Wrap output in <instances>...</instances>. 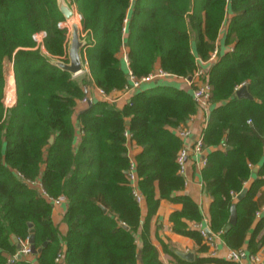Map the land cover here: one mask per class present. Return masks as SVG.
Listing matches in <instances>:
<instances>
[{"label": "trees", "instance_id": "1", "mask_svg": "<svg viewBox=\"0 0 264 264\" xmlns=\"http://www.w3.org/2000/svg\"><path fill=\"white\" fill-rule=\"evenodd\" d=\"M66 1L88 37L82 53L89 73L79 79L59 65L70 62L59 0H0V264L17 251L13 236L24 240L31 228L42 251L11 264H59L63 247L60 264H164L151 235L162 200L182 204L170 216L173 231L195 240L200 252L209 249L189 224L199 222L201 212L182 193L177 161L183 142L176 130L200 108L195 85L158 80L123 107L107 99L79 106L92 83L109 96L122 91L129 69L137 77L158 68L194 76L196 55L210 58L227 20L225 42L232 49L220 52L209 69L214 107L203 133L206 147L216 149L203 179L212 197L211 229L229 248L257 252L264 244V216L256 217L264 206V0ZM41 31L47 32L44 49L32 38ZM6 80L8 99L15 86L12 107L5 105ZM243 85L253 99L236 95ZM131 143L140 147L133 157ZM133 161L142 203L131 181ZM35 180L49 195L66 196L65 235L52 203L29 183ZM233 204L237 223L224 231ZM171 252L186 264H237L209 256L188 262Z\"/></svg>", "mask_w": 264, "mask_h": 264}, {"label": "crops", "instance_id": "2", "mask_svg": "<svg viewBox=\"0 0 264 264\" xmlns=\"http://www.w3.org/2000/svg\"><path fill=\"white\" fill-rule=\"evenodd\" d=\"M228 20L225 22L223 25V28L221 30V33L219 35V38L217 40V46L215 49H218L219 52H226L229 49H232L231 44H227L225 42L226 40V30L228 26ZM196 57H200L199 55H196ZM204 60V59H203ZM212 64L210 63H205L203 66L206 70H209ZM11 65H8L5 70V79H6V71ZM12 67V66H11ZM12 71V68L8 70L10 73ZM86 73H89V69L86 71ZM14 78V74H13ZM160 80H166L169 82H174L178 84L180 87L184 88H191L190 85H188L186 82H184L180 78L176 79H160ZM147 86V85H146ZM87 96L91 100V102L105 99L103 95L101 94L99 88L94 84H90L87 88ZM7 80H6V98H5V104L9 102V99L7 97ZM134 92L130 94H124L123 91H119L115 93L114 95H111L112 99L114 100V103L118 107H123L125 103L130 99V97L133 95ZM12 99L14 100L13 105L15 103V86H14V91L12 94ZM90 103H84L81 101V104L79 106V110L86 108ZM214 105L211 103L209 109H203L199 108L198 112L194 114L188 121L189 127L194 132V138L200 135L205 130V126H207L208 120L210 118L211 111L213 109ZM80 135V133H79ZM80 139V136H79ZM216 149V147H207L205 150L204 157H208V155L211 153L212 150ZM140 150V147H137L134 144H130V155L131 157L135 156V154ZM206 165L202 162L201 157H198L195 153H192L188 160H187V170H186V176L185 181V187L182 191L184 194H188L192 196L199 204L200 212H201V220L199 222H190L189 224L200 230L201 227H209L210 226V206L212 202V197L209 193V191L206 189L205 184H204V179H203V170ZM260 166H256L254 168V172L256 173L259 170ZM248 189V188H247ZM264 197V186L262 187L260 193ZM66 206L67 204H64L63 206H53V219L55 223L58 225L59 230L62 235H65L67 232V225L64 222V214L66 211ZM182 208V204L178 202H171L168 200H162L159 210L157 214L153 217L152 222H151V235H152V240L154 241V244L157 246L160 252V257L164 264H186L180 262L173 254L171 251L175 252L177 255H179V252H193L195 254V259L196 260L197 256H209V257H214V258H225V253L227 249L229 248L227 244L225 243V240L223 238V235L219 236L218 238V243L220 246V251L217 255H212L210 248L206 252H200L199 251V245L193 240L192 238L179 235L173 231L172 228V222L170 220L171 214L176 211L180 210ZM142 211L144 215L147 213V207L146 205H143ZM260 213L256 215L257 220L262 218L264 216V206L259 209ZM211 231H213L211 229ZM214 232V231H213ZM219 233V232H217ZM264 235V228L260 232L259 237H262ZM63 244L65 243V240L62 238ZM206 242V241H205ZM166 248L168 250H166ZM242 248H245L246 250L247 247L244 246ZM248 252H250L248 250ZM251 253V252H250ZM254 254H259L263 258L264 262V244L260 245L259 250L255 252ZM180 256V255H179ZM183 260L188 261V262H193L190 260H187L180 256ZM232 262V261H230ZM234 262V261H233ZM139 264H142V262H139ZM206 264H215V263H206ZM232 264V263H230ZM237 264H251V261L249 259H245L241 262H237Z\"/></svg>", "mask_w": 264, "mask_h": 264}, {"label": "built area", "instance_id": "3", "mask_svg": "<svg viewBox=\"0 0 264 264\" xmlns=\"http://www.w3.org/2000/svg\"><path fill=\"white\" fill-rule=\"evenodd\" d=\"M80 15V14H79ZM81 19V18H80ZM60 27H65L64 22L59 23ZM47 36L46 31H41L38 33H34L32 35V38L35 42H37L38 45H41L42 48L44 49V40L45 37ZM84 34H82V37ZM219 50L215 49L212 53L209 59L203 60L199 57H196V62H197V68L195 70L194 76L192 80H190L187 77H177V75H174L172 73L166 72L162 68H158L155 71L151 72L148 75L142 76V77H137L136 75L133 74L132 70H128V78H129V83L125 86V88L122 90L124 94H130L132 92H136L139 89H142L144 86L154 82L158 81L160 79H176L180 78L184 82H186L188 85L193 86L195 85V88L193 90V96L195 101L198 103V106L203 108V109H209L211 105V94H212V85L209 81V70H206L204 68L205 63H214L218 59L219 56ZM125 60L127 62V56L125 55ZM83 65H84V71L86 72L89 67L88 63L83 57ZM82 72V73H83ZM81 74V73H80ZM76 76V75H74ZM103 97L111 102H114L111 96L107 95L103 90L99 89ZM14 100L11 98L9 99V102H7L6 107H12L13 106ZM84 103H91V100L87 96L86 98L83 99ZM206 127V126H205ZM176 133L178 136L181 138L183 142V146L180 149L177 157V161L179 164V172L182 174L184 177L186 176V170H187V160L189 156L192 153H195L198 157H201L202 162L204 165L207 163V157H204L205 150H206V145L204 141V133H200L197 137L194 138V132L189 127L187 124L186 126L180 127L176 130ZM129 136V134H127ZM185 179V178H184ZM131 181L132 185L135 191V194L137 196V199L140 203L143 202V197L140 193V190L137 186V175L135 172V162L133 161L132 163V170H131ZM33 187L39 188L41 194L45 196L54 207L57 206H63L64 204H67V198L65 195H59L57 197L51 196L48 194V192L42 187V184L40 180H35L32 182H29ZM185 183H187L185 181ZM260 211L257 212L259 214ZM209 230L211 229L209 227H201L200 231L203 237L205 238L206 243L209 245V248L211 250L212 255H217L220 251V246H219V241L218 238L221 236L222 233H216L211 231L209 233ZM18 243L20 244V247L17 249V251L9 256L7 258L6 264H11L13 263L16 259L17 256L20 255L21 257H26V256H33L34 254L31 252L30 244L28 242V237H26L24 240H19ZM66 246V245H65ZM65 251L66 248L63 247V249L59 252L56 262L61 263L63 259L65 258ZM225 258L228 261H234V262H241L245 259H249L251 261V264H264L263 258L259 254H254L248 252L245 248H238V249H233V248H228L226 253H225Z\"/></svg>", "mask_w": 264, "mask_h": 264}, {"label": "water", "instance_id": "4", "mask_svg": "<svg viewBox=\"0 0 264 264\" xmlns=\"http://www.w3.org/2000/svg\"><path fill=\"white\" fill-rule=\"evenodd\" d=\"M59 7L62 13L64 14L66 21L72 20L76 16V11L73 7L69 5V3L66 0H59ZM81 17V15H80ZM73 37H72V42L71 46L69 49V58L70 62H59V65L61 68L68 70L71 72L73 75H79L84 71V65H83V53L82 50L84 48L85 42L82 40V33L81 30L78 26V24L73 25ZM128 43H126V46ZM193 76H190L189 79L192 80ZM87 93V91H86ZM236 95L241 98H249L253 99L254 97L250 94L247 85H243L239 87L236 91ZM92 104L90 103L89 106ZM53 137L51 138V141H53ZM247 192V188L243 189L236 197L238 200H241L244 198L245 194ZM105 211H107L106 208H104ZM238 219V213H237V205L233 204L231 207V216H230V221L229 224L224 228V231H228L232 225L237 223ZM29 226L32 227V223H29ZM209 233L211 231L209 230ZM14 237V240L16 242V247L17 249L20 247V244L18 243L17 239ZM28 242L30 244L31 252L33 254H39L42 248H37L34 245V229L31 228L30 230V235L28 237ZM46 245V244H45ZM44 245V246H45ZM180 256L183 258L193 261L195 259V254L193 252H179L178 253ZM17 258H21L20 255L17 256Z\"/></svg>", "mask_w": 264, "mask_h": 264}, {"label": "rangeland", "instance_id": "5", "mask_svg": "<svg viewBox=\"0 0 264 264\" xmlns=\"http://www.w3.org/2000/svg\"><path fill=\"white\" fill-rule=\"evenodd\" d=\"M74 9H75V11L77 12V9H76V7H73ZM78 13V12H77ZM69 23V21H65L64 22V24H65V27H67L68 28V57H69V49H70V46H71V42H72V37H73V27L72 28H70L67 24ZM79 26V28H80V30H81V33H82V24H81V22H80V24L78 25ZM82 40L84 41V42H86V41H88V37H86L85 36V34H84V36L82 37ZM70 59V58H69ZM70 61V60H69ZM87 73L86 72H83V73H81V74H79V75H76V78H81V77H83L84 75H86ZM8 91H9V89H8Z\"/></svg>", "mask_w": 264, "mask_h": 264}, {"label": "bare ground", "instance_id": "6", "mask_svg": "<svg viewBox=\"0 0 264 264\" xmlns=\"http://www.w3.org/2000/svg\"><path fill=\"white\" fill-rule=\"evenodd\" d=\"M74 24H78L79 25V21H78V17H77V12H76V16L69 21L68 25L70 28L73 27Z\"/></svg>", "mask_w": 264, "mask_h": 264}]
</instances>
